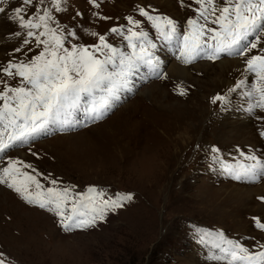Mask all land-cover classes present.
Listing matches in <instances>:
<instances>
[{
  "label": "rangeland",
  "instance_id": "374dc122",
  "mask_svg": "<svg viewBox=\"0 0 264 264\" xmlns=\"http://www.w3.org/2000/svg\"><path fill=\"white\" fill-rule=\"evenodd\" d=\"M98 2L96 8L89 0H66L60 12L50 2L43 7L51 9L57 24L76 34L66 40V47L91 49L103 35L114 48L130 53L123 36L132 27L127 17H132L141 25L133 31L148 33L160 59L166 55L139 8L150 15L168 16L182 28L187 19L195 18L197 7L192 0H183V6L181 0ZM18 6L20 0L0 3L5 8L0 13V63L26 62L43 48L34 40L23 45V36L11 35L19 31L9 20ZM25 7L29 15L35 12V7ZM114 27L119 33L110 31ZM92 32L96 37L89 35ZM18 47L22 52H14ZM253 54H260L259 49ZM170 57L180 68L187 67L188 80L173 78L163 67L165 79L138 72L119 93L109 118L88 128L48 135L2 158L0 166L8 158L31 163L46 185L48 178H56L61 186L78 191L95 186L112 195L133 196L96 228L64 233L52 214L25 204L12 190L0 186V259L5 264H230V257L220 250L227 245L215 239L216 233L250 251L264 244V231L253 220L264 218V203L257 199L264 196L260 190L264 180H235L222 168L249 163L244 159L248 155L264 158V139L258 134L261 125L256 119L264 113L250 116L249 101L243 95L254 77L244 73L241 57L204 59L187 66ZM222 60L238 62L223 72L215 66ZM198 64H208L210 70L200 73L194 68ZM212 72L220 81L213 75L211 82ZM241 80L243 88L230 93ZM180 87L187 95L178 94ZM215 95L228 96L226 110L210 103ZM58 136L65 138L57 140ZM213 146L220 150L218 160L210 151ZM243 191L251 192L250 199Z\"/></svg>",
  "mask_w": 264,
  "mask_h": 264
},
{
  "label": "snow or ice",
  "instance_id": "6c2138e0",
  "mask_svg": "<svg viewBox=\"0 0 264 264\" xmlns=\"http://www.w3.org/2000/svg\"><path fill=\"white\" fill-rule=\"evenodd\" d=\"M48 2L60 12L66 0H20V6L15 7L9 17L19 29L11 35L23 36V45L34 40L37 47L42 45L43 48L26 62L0 63V158L17 147L48 136L53 129L77 131L109 118L120 99L119 93L127 89L130 78L142 68L158 79L166 78L161 61L153 51L156 44L144 30L133 31V28H141L137 20L127 17L132 27L127 29L123 39L130 53L114 48L103 35L91 49L69 48L65 46L66 40L76 34L56 23L51 9L43 7ZM89 2L100 7L98 0ZM181 3L183 6V0ZM192 3L197 5L193 9L195 18L187 19L183 29L174 19L150 15L143 7L139 8V15L146 18L167 46L176 48L177 60L185 65L201 59L217 61L223 56L243 58L244 73L254 77V83L243 93L249 101L247 112L250 116L264 113V0H192ZM25 6L35 7V12L29 15ZM3 12L5 8L0 7V13ZM110 31L119 33L120 29L114 27ZM89 35L96 37L95 32ZM257 49L260 54H253ZM14 52H22V48ZM4 77L16 79L18 83L11 85ZM244 83L239 81L229 92L243 88ZM178 94L187 95L182 87ZM210 103L226 110L229 98L215 95ZM77 114L86 119H74ZM256 119L261 125L258 134L264 139V115ZM210 151L218 160L219 148L213 146ZM244 159L249 163L222 168L235 180H264V158L248 155ZM2 164L0 186L12 190L25 204L52 214L64 233L94 229L104 223L109 214L133 200L131 193L112 195L95 186L78 191L74 186H61L56 178H48L46 185L42 174L20 158H8ZM257 199L264 203V196ZM253 220L255 226L264 231V218L254 217ZM215 239L227 245L220 250L230 257V264H264V244L258 246L259 250L250 251L227 240L222 233H216ZM0 264H5V260L0 259Z\"/></svg>",
  "mask_w": 264,
  "mask_h": 264
},
{
  "label": "bare ground",
  "instance_id": "6f19581e",
  "mask_svg": "<svg viewBox=\"0 0 264 264\" xmlns=\"http://www.w3.org/2000/svg\"><path fill=\"white\" fill-rule=\"evenodd\" d=\"M0 42H2V40L0 39ZM157 59H159L160 61H161V67H163L164 68V70H166V72H168L169 74H171V76L173 77V78H176V79H186V80H188L189 78H190V74H189V71L188 70H186L187 69V67H183V68H180L178 65H179V63H176V62H174L173 60H172V58L170 57V56H168V55H166L164 58H161L160 59V57H157ZM174 59V58H173ZM171 60V61H170ZM234 61H236V62H238V60H234ZM234 61H232V60H222V61H220L219 63H217L215 66L217 67V68H219V70H221V71H225V72H228V70L230 69V68H232V66L234 65ZM235 62V63H236ZM176 64H178V65H176ZM237 64V63H236ZM182 65V64H181ZM208 65V64H207ZM207 65H204V64H198V65H196V67H194L195 69H200V70H202V71H200V70H198V71H200V73H205V72H207V71H209L210 69L208 68V66ZM185 66H187V65H185ZM193 68V69H194ZM209 69V70H208ZM210 73V72H209ZM217 74V73H216ZM215 76V78L217 79V80H219L218 78H220V76H216L215 75V73L214 72H212V76L211 77H209V78H211V82H212V80H213V78H214V76ZM220 81V80H219ZM221 82H224V80H222ZM213 83V82H212ZM224 83H228V82H224ZM99 125V124H98ZM247 125V124H246ZM97 126V125H96ZM93 127V126H92ZM98 127V126H97ZM154 128V127H153ZM154 130H157L156 128H154ZM181 136H183V137H185L187 140H190V137H189V134L188 133H183ZM64 139L65 138V136H58V137H56V139L58 140V139ZM233 190H235V189H233ZM260 190L261 191H264V184L262 185V187L260 188ZM235 191H240V190H235ZM243 193L245 194V196L247 197V198H249L250 199V195H251V192H249V191H243ZM24 210H27V211H30V212H32V213H37V214H39L36 210H32V209H30V208H26L25 206H24ZM44 218H46V217H44Z\"/></svg>",
  "mask_w": 264,
  "mask_h": 264
}]
</instances>
